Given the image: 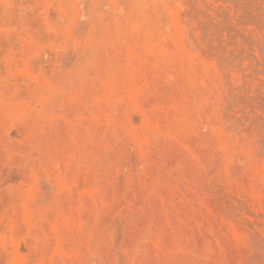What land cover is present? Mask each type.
<instances>
[{"label": "rangeland", "instance_id": "1", "mask_svg": "<svg viewBox=\"0 0 264 264\" xmlns=\"http://www.w3.org/2000/svg\"><path fill=\"white\" fill-rule=\"evenodd\" d=\"M230 3L0 0V264H264V2Z\"/></svg>", "mask_w": 264, "mask_h": 264}, {"label": "bare ground", "instance_id": "2", "mask_svg": "<svg viewBox=\"0 0 264 264\" xmlns=\"http://www.w3.org/2000/svg\"><path fill=\"white\" fill-rule=\"evenodd\" d=\"M244 2L241 4V5H239V3H237L235 0H230V4H232V6H231V9H232V7H233V9L235 8H237V4H238V8L239 9H241L240 11L242 12V14H243V17H244V19L246 20V21H244V19H242V18H238L237 20H236V22L239 24H241V21H244L245 23L246 22H249L250 23V25L252 24V25H254L255 26V28L257 27V25L259 24V22L261 21L260 20V18H259V16H258V18H259V21L256 19V17H257V15H258V11L256 10L257 9V7L256 8H254L253 6H252V4L250 3V0H243ZM260 1H263L264 2V0H260ZM236 2V3H235ZM251 2H252V0H251ZM254 2V1H253ZM240 6V7H239ZM237 8V9H238ZM258 13H257V12ZM241 14V15H242ZM218 15V14H217ZM260 15V14H259ZM223 16V15H222ZM235 20V19H234ZM257 21H258V23H257ZM244 22H242L243 24H245ZM262 22V21H261ZM248 23V24H249ZM238 24H236V25H238ZM247 24V23H246ZM259 26H260V24H259ZM258 26V27H259ZM241 27V26H240ZM253 27V26H252ZM257 27V28H258ZM254 28V27H253ZM256 28V30H258ZM240 29H242V27L240 28ZM237 35H239V36H241V34L242 33H236ZM242 40L244 41V44H246L248 47L249 46H251L252 45V43L255 41H250L251 39H249L248 37H242ZM241 44V43H240ZM254 45V44H253ZM240 47V46H239ZM244 50H246V49H244ZM248 50V49H247ZM246 50V51H247ZM255 50L258 52V54L259 53H261V54H263V56H264V46H255ZM240 51V50H239ZM242 52V51H241ZM241 54V53H240ZM241 56V55H240ZM243 57H246V58H249V59H251V54L250 53H248V51H247V53H245V55L243 56ZM255 64V63H254ZM261 70H262V68H261ZM261 72V71H260ZM262 73L264 74V68H263V71H262ZM259 85V84H258ZM261 85V84H260ZM259 85V86H260ZM261 87H262V85H261ZM264 87V86H263ZM260 101V106L262 107V104L264 105V100H262V99H260L259 100ZM244 103V102H243ZM258 104V103H257ZM257 107V106H256ZM256 118H254V120H255ZM258 119V118H257ZM261 119V118H260ZM264 119V118H263ZM264 121V120H263ZM264 124V123H263ZM262 124V125H263ZM264 126V125H263Z\"/></svg>", "mask_w": 264, "mask_h": 264}]
</instances>
